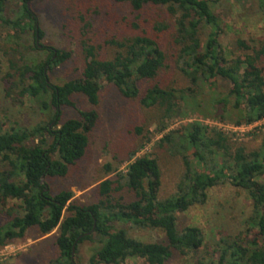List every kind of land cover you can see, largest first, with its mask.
<instances>
[{
  "label": "trees",
  "instance_id": "1",
  "mask_svg": "<svg viewBox=\"0 0 264 264\" xmlns=\"http://www.w3.org/2000/svg\"><path fill=\"white\" fill-rule=\"evenodd\" d=\"M32 1L19 0L16 8L8 11L11 0H0V87L3 85L4 99L13 107L29 99L40 112L48 113L49 120L7 127L0 122V249L24 238L32 228L42 235L58 228L60 252L49 264H76L75 254L87 241L95 243L90 264H122L130 259L165 264L177 253L189 258L191 264H264V130L260 144L253 149L200 121L165 134L159 146L168 145L171 152L182 155L185 168L177 191L165 198H160L159 159L150 155L135 158L144 144L129 154L132 162L125 172L105 164L106 175L116 174V178L102 180L94 203H76L71 189L53 194L47 181L67 177L84 158L98 119L97 111L90 109L62 121L63 107H76V94L97 105L103 80L153 114L159 111L161 132L170 120L184 114L189 99L237 126L262 120L264 0H253L261 16L262 35L250 44L242 42L243 53L234 56L224 49L225 23L216 12L224 0H114L139 13L149 6L165 7L172 19L157 21L153 35L144 31L113 41L117 51L110 59L98 58L95 46L85 41L88 61L82 76L61 84L52 81L51 73L72 53L39 44L44 31ZM170 31L172 46L167 51L160 36ZM4 40L11 44L10 50L3 46ZM30 50L47 56L29 60L25 52ZM175 70L186 85L173 78ZM206 88L221 93L200 102L198 97L205 95ZM7 119L11 121L9 116ZM137 130L141 132V128ZM226 183L244 190L252 209L242 230L218 238L212 252L205 253L204 230L198 225L180 228L178 216L206 204L210 191ZM130 195L132 199L127 201ZM126 225L160 230L165 240L139 239Z\"/></svg>",
  "mask_w": 264,
  "mask_h": 264
},
{
  "label": "rangeland",
  "instance_id": "2",
  "mask_svg": "<svg viewBox=\"0 0 264 264\" xmlns=\"http://www.w3.org/2000/svg\"><path fill=\"white\" fill-rule=\"evenodd\" d=\"M18 2L19 0H11L8 11L16 8ZM31 7L38 14L44 31V37L39 44L72 53L68 61L51 73L52 81L57 84L82 76L88 61L87 47L83 46L85 41L95 46L98 58L110 59L117 51L113 41H123L127 37L144 33V31L153 35L155 32L153 26L157 21L169 22L172 19L165 7L149 6L139 13L133 12L128 4L117 3L114 0H33ZM216 12L225 23L222 43L225 51L230 55L242 54L240 45L244 42L250 44L253 38L262 35L261 16L253 0L241 3L224 0L216 7ZM135 23L139 25V28L134 27ZM171 32L161 33L160 36L167 51L172 46ZM3 37L6 38L5 29H3ZM30 43L34 44L32 36H30ZM3 46L10 50L11 44H7L4 40ZM25 53L29 60L43 59L47 56L45 52L36 50ZM5 59L3 56V63ZM171 61L173 62V59ZM6 68L7 66L4 65L3 71ZM171 73L174 74V79H179L181 86L186 85L184 77L182 79L176 70ZM1 76L3 73L0 74ZM102 84L100 101L97 105L91 104L85 95L76 94L73 97L76 107H63L62 121L80 117V110L90 109L97 111L98 119L90 133L89 147L84 158L72 167L67 177L47 179L53 194L64 189H71L75 193L74 199L78 204L88 205L98 201V187L102 180L109 177L116 178V174L106 175L105 164L119 166V170L125 172L132 162V159L128 158L129 154L141 144H144V147L137 151L135 158L150 155L159 159L162 171L160 198L175 193L185 170L183 158L182 155L171 152L168 145L160 147L159 142L165 134L188 122L200 121L217 127L230 135L234 141L246 144L249 149L256 148L261 142L264 121L252 125L243 124L240 130L235 131L231 126L237 125L223 119L221 114L213 115L207 108H198L191 99L188 100L191 103L186 106L184 114L170 120L167 128L161 132L158 123L161 114L159 111H154L153 114L138 101L124 97L107 80H103ZM218 91L221 93L219 89ZM217 92L206 88L205 95L199 96L198 99L200 102L202 100L207 102ZM8 106L11 107L9 111L6 110ZM205 112L207 116L203 114ZM8 116L11 118L10 122H8ZM40 120H49L48 113L40 112L39 106L29 99L13 107L4 99L3 85L2 88L0 87V122L4 123L5 127L16 122L22 126H31ZM138 128H141V132H138ZM125 193V191L118 193V196ZM131 199V195L126 198L127 201ZM251 209V200L247 193L226 183L210 191L206 204L197 205L179 214L178 223L180 228L198 225L204 230L206 243L203 250L207 253L212 252L218 238L242 230ZM126 227L132 236L139 239L159 242L165 240V235L160 230L137 229L130 225ZM58 232L57 228L50 234L42 235L37 228H32L24 238L17 239L0 249V261L5 264H49L58 257L60 252L56 244ZM94 246L95 243L90 241L83 243L75 254L76 264H90ZM191 263L189 258L177 253L165 264ZM122 264L148 263L143 259H130Z\"/></svg>",
  "mask_w": 264,
  "mask_h": 264
},
{
  "label": "built area",
  "instance_id": "3",
  "mask_svg": "<svg viewBox=\"0 0 264 264\" xmlns=\"http://www.w3.org/2000/svg\"><path fill=\"white\" fill-rule=\"evenodd\" d=\"M261 121H264V118H263L262 120H260V121H257V122H261ZM251 125H252V124H251ZM231 128H232L233 130L237 131V130H240V129H241V126H231Z\"/></svg>",
  "mask_w": 264,
  "mask_h": 264
}]
</instances>
